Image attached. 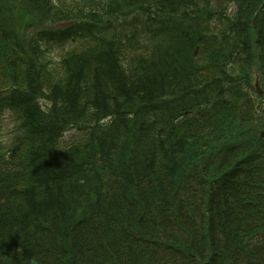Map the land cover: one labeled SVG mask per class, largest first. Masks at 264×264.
<instances>
[{"label": "trees", "instance_id": "trees-1", "mask_svg": "<svg viewBox=\"0 0 264 264\" xmlns=\"http://www.w3.org/2000/svg\"><path fill=\"white\" fill-rule=\"evenodd\" d=\"M262 1L0 0V264H264Z\"/></svg>", "mask_w": 264, "mask_h": 264}, {"label": "rangeland", "instance_id": "rangeland-1", "mask_svg": "<svg viewBox=\"0 0 264 264\" xmlns=\"http://www.w3.org/2000/svg\"><path fill=\"white\" fill-rule=\"evenodd\" d=\"M59 54H61V52H59V49L55 47L50 48V51L47 52V56L51 58H56ZM5 119V134L7 135L12 129V120L9 115H7Z\"/></svg>", "mask_w": 264, "mask_h": 264}]
</instances>
